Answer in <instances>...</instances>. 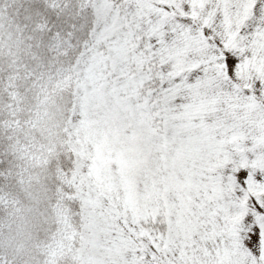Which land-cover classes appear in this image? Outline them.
I'll use <instances>...</instances> for the list:
<instances>
[{
  "label": "snow or ice",
  "instance_id": "6c2138e0",
  "mask_svg": "<svg viewBox=\"0 0 264 264\" xmlns=\"http://www.w3.org/2000/svg\"><path fill=\"white\" fill-rule=\"evenodd\" d=\"M0 264H264V0H0Z\"/></svg>",
  "mask_w": 264,
  "mask_h": 264
}]
</instances>
